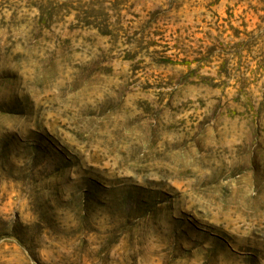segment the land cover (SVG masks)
Returning a JSON list of instances; mask_svg holds the SVG:
<instances>
[{"label": "rangeland", "instance_id": "374dc122", "mask_svg": "<svg viewBox=\"0 0 264 264\" xmlns=\"http://www.w3.org/2000/svg\"><path fill=\"white\" fill-rule=\"evenodd\" d=\"M0 264H264V0H0Z\"/></svg>", "mask_w": 264, "mask_h": 264}]
</instances>
